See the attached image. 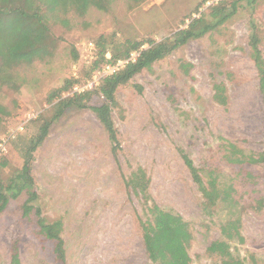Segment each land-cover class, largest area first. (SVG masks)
<instances>
[{
    "label": "rangeland",
    "instance_id": "obj_1",
    "mask_svg": "<svg viewBox=\"0 0 264 264\" xmlns=\"http://www.w3.org/2000/svg\"><path fill=\"white\" fill-rule=\"evenodd\" d=\"M203 1L114 0L107 10L90 7L82 15L69 11L65 25L50 22V52L3 67L0 74L5 111L0 117V177L6 180L21 167L23 148L40 118L52 117L59 97L50 100V93L73 73L82 82L89 78L88 41L95 46L110 40L159 41L214 2ZM238 1L227 22L117 88L111 114L120 143L116 150L89 109L68 107L51 121L33 154L31 173L42 215L63 223L67 264H152L140 229V221L150 215L148 205L125 184L137 167L149 177L148 203L187 221L191 264H223L207 252L217 240L229 243L243 264H264V163L231 165L219 148L222 137L246 151L264 150V102L249 47L252 30L264 58V0ZM215 84L225 87L223 104L213 98ZM102 101L97 94L89 99L96 106ZM179 149L199 168L217 166L221 181L234 184L239 200L235 209L220 204L206 213ZM26 197L22 193L11 199L0 213V264H11L14 248L20 264H59L52 242L38 233L33 214H24ZM230 219L239 221L238 238L222 233Z\"/></svg>",
    "mask_w": 264,
    "mask_h": 264
},
{
    "label": "trees",
    "instance_id": "obj_2",
    "mask_svg": "<svg viewBox=\"0 0 264 264\" xmlns=\"http://www.w3.org/2000/svg\"><path fill=\"white\" fill-rule=\"evenodd\" d=\"M114 0H0V69L21 63H28L34 58L42 57L50 52L53 40L51 23L67 24L66 15L73 10L84 14L90 7L107 10ZM208 1L204 0L203 4ZM238 0H216L209 4L206 12L201 11L197 17H192L186 27L180 28L159 41L152 39L124 40L120 43L113 40L106 43L94 44L91 61L89 62L88 76L105 64H114L118 60H127L130 53L136 52L133 60H127L122 67L114 73L104 76L97 87L83 93L60 97L66 94L79 78H71L65 84L53 90L49 97H59L50 119L40 118L37 132L27 141L23 148V161L21 167L8 179L0 177V213L6 208L11 199L24 193L27 197L23 203L24 214H33L38 233L52 242V251L59 264L66 263L64 241L61 233L63 223L60 219L49 220L42 215L38 204V195L35 192V182L31 173L33 154L48 135L51 121L56 120L68 108L91 110L101 126L106 131L108 138L113 143L112 149L120 146L117 131L114 127L112 108L117 105L115 92L118 87L129 83L131 78L141 69L150 67L161 60L173 50L184 45L190 40L200 38L206 33L216 29L227 22L236 13ZM103 41L104 38L101 37ZM259 38L250 31L249 47L250 56L254 61L259 75V90L264 102V58L258 47ZM147 45V46H145ZM110 49H106V47ZM108 53V55H107ZM6 68L0 71V74ZM213 98L219 103H225L227 95L222 84L214 85ZM92 94H97L103 100L100 105H91L89 99ZM5 114L0 105V117ZM224 143L219 144L223 150L221 157L231 165L244 163H264V150L259 152L246 151L232 141L222 137ZM180 156L188 168L192 180L197 184L206 213L214 207L223 204L227 208L235 209L239 200L236 197L237 189L234 184L221 181L222 172L217 166L207 164L204 168L194 165L190 157L179 149ZM4 164V163H3ZM205 178V181L204 179ZM125 184L132 191L141 196L148 205V218L140 221L142 242L146 255L152 264H191L187 246L192 238L187 221L171 210H164L155 202L148 203L149 177L142 167H137ZM238 220H227L222 225V233L227 239L240 237ZM210 255H217L223 264H243L238 256H234L230 245L226 241H213L207 248ZM11 264H20L17 249H12Z\"/></svg>",
    "mask_w": 264,
    "mask_h": 264
},
{
    "label": "built area",
    "instance_id": "obj_3",
    "mask_svg": "<svg viewBox=\"0 0 264 264\" xmlns=\"http://www.w3.org/2000/svg\"><path fill=\"white\" fill-rule=\"evenodd\" d=\"M214 1H216V0H214ZM206 3L209 4L208 1H206ZM86 46L90 52H92V50L94 49V44L91 41H88L86 43ZM135 56H136V52H132V53H130V56L128 59L133 60L135 58ZM127 60H118L114 64H105L102 68L93 72L87 80H85L83 82L81 81V82L74 83L71 87V90L67 93V95H72L73 93L80 94V93H83L85 91L93 90L95 87H97L99 85L100 80L104 76L114 73L116 70H118L120 67H122V65L125 62H127ZM77 77L78 76L76 75V73H73V78H77Z\"/></svg>",
    "mask_w": 264,
    "mask_h": 264
}]
</instances>
